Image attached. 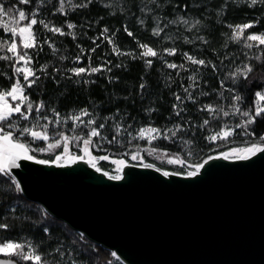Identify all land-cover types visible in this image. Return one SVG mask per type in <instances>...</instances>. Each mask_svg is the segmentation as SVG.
I'll use <instances>...</instances> for the list:
<instances>
[{
    "label": "trees",
    "instance_id": "obj_1",
    "mask_svg": "<svg viewBox=\"0 0 264 264\" xmlns=\"http://www.w3.org/2000/svg\"><path fill=\"white\" fill-rule=\"evenodd\" d=\"M0 3L13 14L17 10L28 13L39 4L38 20L42 18L50 28H60L65 33H53L39 22L33 26L37 44L42 47L28 49V52L32 56L31 66L37 70L41 79L25 92L34 104L40 100L45 102L43 115H55L52 111L55 109L60 117H66L88 109L90 116L96 121V127L104 124L101 131L105 139L94 138L97 139L94 143L95 154L118 158L127 156L136 147L152 145L170 154L180 155L186 160V165L155 161L151 155H147L148 160L155 161L160 169L186 173L192 168L187 165L202 163L209 156L227 148L262 142L259 137L264 135V119L260 118L249 129L255 135H243L241 129L237 128L236 134L227 140L218 138L216 141H209L207 137L221 131L225 125L234 126L242 123L243 119L239 115L224 117L222 114L213 118L212 114L199 109L212 104L230 111L234 92L229 89L244 97L242 110L257 105L258 97L255 92L264 91V57L261 61L250 58L264 50V45L257 48L252 43L253 48L248 49L244 46V37L251 33H264V6L257 4L249 7L243 2L234 4L232 0H227V3L225 0H93L87 8L73 10L66 0L65 11L68 14L64 15L56 11L57 0H46L44 4L40 0H33L30 4H19L18 0H0ZM222 5H225L223 11ZM9 16L19 26L13 15ZM181 16L189 21L187 25L174 22ZM157 17L160 19L157 20ZM196 20L200 24L192 28ZM69 22L75 28H67ZM23 23L26 21L21 22ZM158 23L163 32L156 36L152 30ZM245 23H252L254 26L245 30L239 42L233 40L235 27ZM105 28L108 29L107 32H104ZM125 28L132 33L131 36ZM69 32L73 35H67ZM0 39L10 40V33L5 31V26L1 23ZM16 42L19 48V37ZM140 44L153 48L163 59L159 56L141 58L145 49L140 48ZM92 48L96 51L91 52ZM114 48L123 54L118 55L113 51ZM170 48L176 49L175 55H169L165 51ZM184 53L210 61L217 68L213 71L211 66L193 65L184 58ZM5 54L11 55L0 53ZM77 56H80L79 61L76 60ZM146 60H152L151 67L146 66ZM165 62L184 67L169 69ZM245 63L254 66L247 81L241 77L237 83H233L227 78L229 71H234ZM10 65L11 61L0 60V92L10 90L16 79ZM45 65L46 71H41ZM101 66L102 71L79 77L68 71L74 67L90 69ZM108 68L111 71L104 70ZM56 69L60 71L57 72ZM192 75L197 77L195 86H191L193 82L189 79ZM221 81L224 82L223 86ZM141 83L146 85L144 89L140 88ZM186 87L192 92L196 102L194 104L185 99L182 104L185 111L180 117H176L172 105L178 102L173 94L186 97ZM204 92L208 95H203ZM150 109L156 110L149 111ZM13 119L17 120V117L14 115ZM205 119L210 121L207 126H203ZM28 123L17 121L18 127L27 126ZM176 124L182 125L184 131L177 133L173 141L157 138L149 143L147 139L137 136V132L145 126L167 130L174 129ZM48 128L51 134L66 131L63 127L59 130L54 123ZM113 137L116 143H109ZM180 140H191L193 143L189 146L179 143ZM34 146L35 142L32 143L33 148ZM32 154L54 159L51 153ZM101 164L105 168L111 167L107 160H101ZM11 178L15 179L11 173H0V223L9 224L8 229H0V239L38 244L41 252L50 254L47 259L52 264H126L113 250L93 242L73 229L40 203L27 198L22 190H15L13 183H5ZM15 181L17 182L16 179ZM12 206H15V211L9 212L8 209ZM57 247L61 249L60 253L55 251Z\"/></svg>",
    "mask_w": 264,
    "mask_h": 264
},
{
    "label": "water",
    "instance_id": "obj_2",
    "mask_svg": "<svg viewBox=\"0 0 264 264\" xmlns=\"http://www.w3.org/2000/svg\"><path fill=\"white\" fill-rule=\"evenodd\" d=\"M87 160L20 161L11 174L27 198L126 264H264V153L209 160L195 177L125 162L118 181Z\"/></svg>",
    "mask_w": 264,
    "mask_h": 264
},
{
    "label": "snow or ice",
    "instance_id": "obj_3",
    "mask_svg": "<svg viewBox=\"0 0 264 264\" xmlns=\"http://www.w3.org/2000/svg\"><path fill=\"white\" fill-rule=\"evenodd\" d=\"M33 0H18L19 4H30ZM46 0H40L41 4H44ZM58 7L56 11L67 15L68 13L65 11L66 0H57ZM93 0H78V2H73V0H67V4L71 6L73 10L78 8H87ZM155 2V0H153ZM234 4H239L241 2L247 4L249 7H254L259 4L260 6H264V0H232ZM227 3V0H225ZM187 7V5H185ZM225 5H222L221 11L224 10ZM150 11V10H149ZM13 15V19L15 20L17 25H21L17 27H9L5 25V31L10 33V40H3L0 39V53H10L11 55H0V60L4 61H11V67L13 68L14 76L16 77L13 84L10 86V90L0 92V173L4 175H9L11 170L14 168H20V161H35L38 164H57V166H64L59 162L64 159V155L69 152L68 142L70 140L69 136L64 134L63 132L55 133L54 135L58 137H62L63 145L61 144L60 139H56L54 143L47 144V147H32V143L35 141H49L53 137L49 135L48 127L50 124H56L59 126L61 123L59 117L60 113L55 109L52 111L55 113L57 119L52 121L49 119L47 115H42V111L45 109L46 105L43 100H40L38 103H33L29 96L26 94L25 90L32 88L34 85H37L38 81H40L41 77L37 75V70H34L31 67L32 63V56L29 54L28 49H37L38 47H42V45L37 44V38L33 34V26L39 24L43 25L44 28H48L49 31L53 33H59L60 35H65V33L56 27H49L48 23H45L44 19L38 17L40 16V5L35 6V10L26 13L24 10H17L15 14L9 9L5 8L3 3H0V16H9ZM160 18L157 17V20ZM21 24V22H25ZM176 23H183L187 25L189 23L188 20L184 19L183 16L179 17ZM143 23V21H141ZM198 24H200L199 20H196L195 23L192 24V28H195ZM252 23H245L243 25H238L234 29V34L232 36L233 40H237L239 42V38L241 33L248 28L253 27ZM228 27L232 28V25H228ZM67 28L73 29L75 25L72 23L67 24ZM191 30V29H189ZM108 29L105 28L104 32H107ZM125 31L128 32L127 28ZM163 32V28L157 26L152 30L153 35L159 36ZM67 35H73V33L69 32ZM128 35L131 36L132 33L128 32ZM17 37L20 39V47L18 48L17 45ZM203 39V37H201ZM246 41L245 47L248 49L253 48V44L250 43L251 41L258 42L255 44V47L259 48L261 45H264V34L256 35V34H249L244 37ZM190 42V41H189ZM204 43H207V40H204ZM140 48L145 49V51L141 54V58L143 57H158L159 54L157 51L153 50V48L149 47L146 44H140ZM91 52H95L96 49L92 48ZM114 52H117L118 55L123 53H119L117 49H113ZM165 51L169 55H175L176 49L170 48L165 49ZM184 58L191 62L193 65L208 67L211 66L213 71L216 70L217 66L212 64L210 61H206L205 59H197L194 56L189 55L188 53H184ZM262 57H264V50H261L259 54H256L254 57L250 59H255L256 61H261ZM63 58V57H62ZM135 58V57H133ZM160 59H163L162 56H159ZM90 59V57H89ZM76 60H80V56L76 57ZM23 62V64H21ZM110 63V62H108ZM147 67H151L152 60L145 61ZM166 63L167 68L169 69H177L183 68V65H177L175 63ZM120 65H117L119 67ZM47 66L45 65L41 71H46ZM107 71H111L110 68L104 69ZM55 71L59 72V69ZM69 72L73 73L75 76L79 77L82 74L91 75L92 73H98L102 71L101 67H91L90 69H86L85 67H74L68 69ZM254 71V66L251 63H245L242 67H236L234 71H229L227 73V78H230L233 83H237L239 79L242 77L244 81L249 79L250 74ZM21 77L23 83H21ZM32 77V79H30ZM70 79V77H69ZM189 79L193 82L195 86L196 82V75H192ZM87 83V81H84ZM223 81H221V86H223ZM190 86V87H191ZM146 85L144 83L140 84V88L144 89ZM230 92H234L231 96V109L230 111H226L223 107L220 106H213L212 104L204 105L200 108V111H206L212 114L213 118H216L217 114H222L224 117H228L230 115H239L242 117L243 122L238 123L234 126L225 125L221 131L216 132L214 135L207 137L209 141H216L218 138L227 140L229 137L236 134V129H241V134L243 135H255L254 132H249L250 127L256 123L257 119H264V106L257 104L254 108H248L246 110H242L241 104L244 101V97L239 93L234 91L233 89H229ZM184 92L187 93L186 97H181V95L174 93L175 100L178 103L172 105L174 114L176 117H180L181 113L185 111V108L182 107L183 101L189 100L192 101L194 104L196 102L195 97L193 96L192 92L189 91V88H184ZM203 95L207 96L208 93L204 92ZM223 96V93H220ZM9 96L13 100H20L22 103H17L14 107L7 104L5 102V97ZM255 96L258 97L260 100H264V93L261 91H256ZM26 102V103H25ZM156 109H150L149 111H155ZM14 115L17 117V120H14ZM91 113L88 109H83L78 115H74L71 117L73 121H78L83 124L85 127H89L91 125L96 124L95 119H89L87 122L83 121L82 117L90 116ZM27 121L29 122L27 126L18 127L17 121ZM41 120L45 121V123L41 124ZM210 123L208 119L203 121V126H207ZM104 128V124H99L97 127H91V131L87 133L88 138L83 139V151L86 155H89L90 158L86 161L97 172H100L101 169L96 166V160H107L109 159L108 156H92L89 152V147L93 144V137H100L102 140L105 139L101 136V130ZM184 128L180 124L174 125L173 128H169L167 130H162L155 127L149 128H141L140 129V138L147 139L149 143L152 142L154 139H164L173 141L177 137V133L183 132ZM145 132L153 134L151 137H145ZM18 134V135H17ZM24 138V139H21ZM30 138V139H29ZM135 139V137H133ZM259 139L264 142V135L260 136ZM109 143H116L115 137ZM179 143L186 144L191 146L193 141H184L180 140ZM62 147V154L56 155L54 159H36L35 155L32 153L39 152L43 153L48 151L49 149L53 148H60ZM98 147V145H97ZM261 152L264 153V144L253 143L251 147H246L244 149L233 148L229 152H224L220 154V157L223 159H229L230 157H234L238 160H247L251 156L255 155L256 153ZM150 155H155L157 159H164L167 158V163L173 164L178 163L182 166L186 165V160L183 159L180 155L170 154L167 151H162L161 149L153 147L150 152ZM192 152L189 150V155ZM209 156L203 163H197L195 165H187L192 167L193 170L186 173L188 177H195L199 174L200 170L204 167L205 164L208 163L209 160L220 158ZM67 159L72 160L75 162L76 160H84L85 156H68ZM131 159L133 161L140 160L142 157L140 156L139 152H135L131 155ZM120 164H124L125 161L120 160ZM145 168H154L155 165L152 163H145L142 165ZM156 171H160V168H156ZM119 171V170H118ZM105 176H108L107 172L103 173ZM178 173H170L168 171H164L163 175L168 177L170 175H176ZM124 177L123 175H111L109 179L111 180H122ZM5 183H13L15 190L20 191L21 185L19 182H16L14 178H11L10 181H6ZM9 212L15 211V206L9 207ZM8 223H0V229H8ZM47 231V229H45ZM57 253L61 252V249L57 247L55 249ZM48 253H43L40 251V247L38 244H34L32 242L21 243L18 241H5L0 239V257H4V259H0V264H52V261L47 259ZM63 256V253H61Z\"/></svg>",
    "mask_w": 264,
    "mask_h": 264
},
{
    "label": "rangeland",
    "instance_id": "obj_4",
    "mask_svg": "<svg viewBox=\"0 0 264 264\" xmlns=\"http://www.w3.org/2000/svg\"><path fill=\"white\" fill-rule=\"evenodd\" d=\"M0 23L3 24L4 26L7 25L9 27H17L18 28L19 26H21V25L16 26L15 23H13L10 20V16H0ZM245 30L241 33L240 37L244 36ZM33 34H34V30H33ZM251 34L260 35V34H264V33H251ZM251 43L256 44L258 42L251 41ZM21 64H23V62H21ZM261 92L264 93V91H261ZM5 102L7 104L11 105L12 107H14L17 103H22V101H20V100H13L9 96H6L5 97ZM257 104H259L261 106H264V100H260L258 98ZM78 114L79 113L73 114V115H69V116H66V117H62V116L59 117V119L61 121V123L58 126L59 127V130L62 129L61 127L66 128V131H65L64 134L68 135L69 138H70V140L68 142L69 152L66 153V154H63L65 158L62 159L60 162H68V161H70V159H67L68 156H81V155H83V156H85V158H88V159L90 158V156L89 155H86L84 153V151H83V139L88 138L87 133L91 131V127H96V124L91 125L89 127H85L80 122L73 121L71 119V117L74 116V115H78ZM47 116L49 117L50 120H52V119H55L56 120L57 119V117L55 115H47ZM82 119H83V121L87 122L89 119H93V118L91 116H85V117H82ZM43 123H45V121L41 120V124H43ZM149 127H152V126H145V127H142V128H145L146 129V128H149ZM48 132H49V135L52 136L53 138L51 140L47 141V142H45V141H35L34 148H36V147H47V144L54 143L56 139H60L61 140V144L63 145L64 142L62 140V137H58V136H56L54 134H51L50 133L51 131H50L49 128H48ZM139 133H140V130L137 132V136L138 137H140ZM102 134L103 133L101 131V136H102ZM152 135L153 134H151V133L145 132V137H151ZM94 138L95 137L91 138L93 140V144L89 147V152H90V154L92 156H97V157L103 156V155H97V154H95L94 149L96 148V146L94 145V143L97 141V139L100 140L101 138L100 137H97V139H94ZM257 143L258 144H263L262 142H257ZM251 146H252V144L251 145L232 146L230 148H227L226 150H224L221 153L229 152L233 148L244 149L246 147H251ZM152 148H153L152 145H149V146H146V147H136L132 151L128 152V155L127 156L118 157V158H114V157H111V156L106 155V156L109 157V159H107V161L109 163H111V167L110 168L103 167L102 164H101V160H99V159L95 161V164L100 169L105 170L109 175H117V174H120V169L122 167V164L119 163L120 160H123L125 162L136 163V164L152 163L155 166H157L155 161L167 162V158L157 159L155 155H151L155 159V161L148 160L147 159V155H150L149 152H150V150ZM162 151H165V150H162ZM80 152H81V154H79ZM135 152H139L140 153V156L142 157V159L133 161L131 159V155L133 153H135ZM43 153H51V154L54 155V158H55L56 155H61L62 154V147L49 149L48 151H45ZM43 159H46V158L43 157ZM173 164H178V163H173ZM162 170H164V171H172V170L166 169V168H164ZM192 170H193V168H189L187 170V172L192 171Z\"/></svg>",
    "mask_w": 264,
    "mask_h": 264
}]
</instances>
